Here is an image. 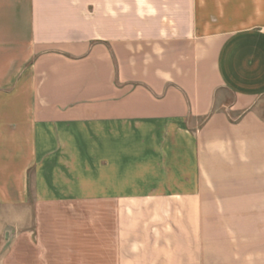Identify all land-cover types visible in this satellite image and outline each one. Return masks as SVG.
Segmentation results:
<instances>
[{
	"label": "crops",
	"instance_id": "obj_1",
	"mask_svg": "<svg viewBox=\"0 0 264 264\" xmlns=\"http://www.w3.org/2000/svg\"><path fill=\"white\" fill-rule=\"evenodd\" d=\"M242 179L264 209V0H0V236L33 221L65 264H215L195 217Z\"/></svg>",
	"mask_w": 264,
	"mask_h": 264
},
{
	"label": "rangeland",
	"instance_id": "obj_2",
	"mask_svg": "<svg viewBox=\"0 0 264 264\" xmlns=\"http://www.w3.org/2000/svg\"><path fill=\"white\" fill-rule=\"evenodd\" d=\"M250 182L242 179L211 184L212 196L206 200L210 210L196 214L198 250L200 255L214 256L215 264H256V251L264 250V209L253 210L257 196L251 195ZM258 197L264 208V195ZM140 206H134L133 211L140 212ZM94 208L106 210V206ZM44 237L33 221L7 228L0 236V264H65L61 256L48 255ZM97 245L100 247L99 240Z\"/></svg>",
	"mask_w": 264,
	"mask_h": 264
}]
</instances>
